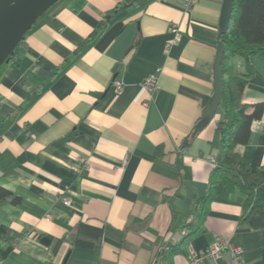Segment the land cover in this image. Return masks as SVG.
I'll use <instances>...</instances> for the list:
<instances>
[{"label": "crops", "instance_id": "0c3cea01", "mask_svg": "<svg viewBox=\"0 0 264 264\" xmlns=\"http://www.w3.org/2000/svg\"><path fill=\"white\" fill-rule=\"evenodd\" d=\"M125 2L60 0L0 67V188L18 199L0 200V264H149L163 239L165 262L187 264L182 230L195 249L219 237L264 264V212L242 221L237 188L205 198L219 112L195 126L224 0H189L188 11L183 0ZM232 66L246 71L241 57ZM243 103L249 114L264 104V56L251 60ZM235 151L264 164V110Z\"/></svg>", "mask_w": 264, "mask_h": 264}, {"label": "trees", "instance_id": "16d2710c", "mask_svg": "<svg viewBox=\"0 0 264 264\" xmlns=\"http://www.w3.org/2000/svg\"><path fill=\"white\" fill-rule=\"evenodd\" d=\"M143 1L145 0H127L123 6L135 7L141 5ZM32 28L25 33L13 54L9 56L8 62L13 60L15 51L25 43ZM219 41L225 48L220 64L222 98L217 110L220 120L215 140L221 157L209 180L208 194L205 198L211 200L223 188L229 190L237 188L245 196L242 200V221H247L253 212L257 210L264 212V164L252 168L235 148L237 145L247 143L251 122L259 119L264 110V104L259 103L252 106L253 111L249 114L247 111L250 107L243 103V91L251 73V60L257 56H264V0H234L228 30L219 36ZM235 56L244 60L245 73L233 71L232 60ZM11 197L8 191L0 188V200L10 199L13 203L18 201L16 197ZM1 232L3 230L0 227ZM187 239L188 234L183 239V245L189 244Z\"/></svg>", "mask_w": 264, "mask_h": 264}, {"label": "water", "instance_id": "95a60500", "mask_svg": "<svg viewBox=\"0 0 264 264\" xmlns=\"http://www.w3.org/2000/svg\"><path fill=\"white\" fill-rule=\"evenodd\" d=\"M60 0H0V67L8 62L18 44L34 23ZM234 0H224L219 19L218 34H225L233 10ZM221 41L216 44L214 59L213 92L201 113L195 130L204 127L216 114L222 98L220 64L224 53Z\"/></svg>", "mask_w": 264, "mask_h": 264}, {"label": "built area", "instance_id": "2783aa9c", "mask_svg": "<svg viewBox=\"0 0 264 264\" xmlns=\"http://www.w3.org/2000/svg\"><path fill=\"white\" fill-rule=\"evenodd\" d=\"M184 2V10L188 11L189 8V0H183ZM172 34H174L175 39L180 36V31L177 26H172L171 28ZM171 45V43L167 44V48ZM160 69L156 71V73L149 78H147L142 87L145 91L147 102L143 105L147 106V104L152 100L153 95L157 89L158 79L157 75L160 73ZM114 88L116 91H120L122 89V84L118 81L114 82ZM211 163L216 164L214 159L210 160ZM62 202L64 205L68 204L67 198H62ZM49 218L47 217V220ZM188 234L187 230H182L181 236L185 238ZM171 245L168 240L163 239L162 244L159 246L156 254L151 258L149 264H167L165 262V255L170 250ZM186 261L187 264H246V261L243 256V250L231 244L228 240H223L219 237H216L207 247L203 249H195L190 243L186 246ZM228 256V262L224 263V256Z\"/></svg>", "mask_w": 264, "mask_h": 264}]
</instances>
